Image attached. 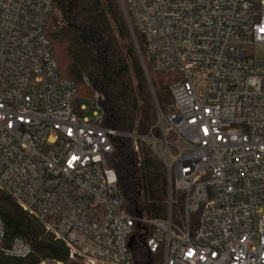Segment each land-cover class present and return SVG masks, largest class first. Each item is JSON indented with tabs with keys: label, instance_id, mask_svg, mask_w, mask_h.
Returning <instances> with one entry per match:
<instances>
[{
	"label": "built area",
	"instance_id": "built-area-1",
	"mask_svg": "<svg viewBox=\"0 0 264 264\" xmlns=\"http://www.w3.org/2000/svg\"><path fill=\"white\" fill-rule=\"evenodd\" d=\"M120 2L144 66L176 75L172 106L157 112L161 138L105 127L97 93L90 117L76 105L49 39L52 0H0V193L64 247L67 263L143 264L142 250L160 264H264V60L255 54L264 0ZM116 137L164 163L166 219L123 209L106 163ZM0 254H32L7 240L1 220Z\"/></svg>",
	"mask_w": 264,
	"mask_h": 264
},
{
	"label": "trees",
	"instance_id": "trees-1",
	"mask_svg": "<svg viewBox=\"0 0 264 264\" xmlns=\"http://www.w3.org/2000/svg\"><path fill=\"white\" fill-rule=\"evenodd\" d=\"M52 3L49 39L60 76L76 83V105L89 102L97 93L105 127L124 134H152L160 139L156 104L163 115L168 112L172 106L169 87L176 75L155 72L145 60L155 104L119 0H52ZM135 36L144 53L142 37L136 31ZM106 163L116 174L126 212L153 220L167 218V172L150 146L139 144L135 153L131 140L116 137ZM172 198V222H177L181 198L174 191ZM0 220L7 240L21 238L32 249L26 258L0 254V264H39L44 260L71 264L67 263L64 247L2 193ZM137 254L143 264L159 263L160 254L148 257L142 250Z\"/></svg>",
	"mask_w": 264,
	"mask_h": 264
},
{
	"label": "water",
	"instance_id": "water-1",
	"mask_svg": "<svg viewBox=\"0 0 264 264\" xmlns=\"http://www.w3.org/2000/svg\"><path fill=\"white\" fill-rule=\"evenodd\" d=\"M119 3H120V5H121V8H122L123 14H124L125 19H126V22H127V24H128V28H129V31H130V34H131V37H132L133 43H134V45H135V48H136V51H137V54H138V57H139L140 63H141V65H142V68H143V71H144L145 77H146V79H147V82H148V84H149V87H150V90H151V93H152L153 99H154L155 104H156V100H155V95H154V92H153V88H152V86H151V83H150V81H149V77H148V73H147V71H146V69H145V66H144V64H143L142 58H141V56H140V52H139V49H138V46H137V43H136L135 35H134V33H133V30H132V28H131V25H130L129 19H128V17H127V14H126V12H125V10H124V8H123V6H122L120 0H119ZM156 108H157V112L159 113L160 110H159V108L157 107V104H156ZM131 241H132V239L130 240V242H131Z\"/></svg>",
	"mask_w": 264,
	"mask_h": 264
},
{
	"label": "rangeland",
	"instance_id": "rangeland-1",
	"mask_svg": "<svg viewBox=\"0 0 264 264\" xmlns=\"http://www.w3.org/2000/svg\"><path fill=\"white\" fill-rule=\"evenodd\" d=\"M255 54L259 60H264V49H262V48L256 49ZM82 105L87 109L85 112V116L90 117V115H91L90 110L92 109L91 103L86 101V102H82ZM158 261H159V263H157V264H160L159 259H158Z\"/></svg>",
	"mask_w": 264,
	"mask_h": 264
}]
</instances>
